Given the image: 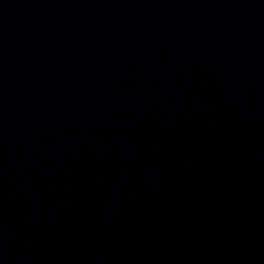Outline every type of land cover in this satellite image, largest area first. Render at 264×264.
Wrapping results in <instances>:
<instances>
[{
  "label": "water",
  "instance_id": "1",
  "mask_svg": "<svg viewBox=\"0 0 264 264\" xmlns=\"http://www.w3.org/2000/svg\"><path fill=\"white\" fill-rule=\"evenodd\" d=\"M0 264H264V0H0Z\"/></svg>",
  "mask_w": 264,
  "mask_h": 264
}]
</instances>
